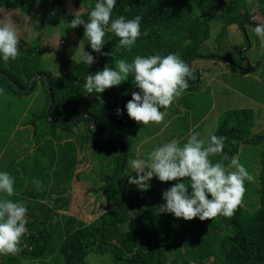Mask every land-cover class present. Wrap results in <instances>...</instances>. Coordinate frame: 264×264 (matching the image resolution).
Returning a JSON list of instances; mask_svg holds the SVG:
<instances>
[{"label":"trees","instance_id":"obj_1","mask_svg":"<svg viewBox=\"0 0 264 264\" xmlns=\"http://www.w3.org/2000/svg\"><path fill=\"white\" fill-rule=\"evenodd\" d=\"M39 1L0 0V9L21 10L30 15ZM46 1L56 6L71 1L79 8L84 19H87L90 6L96 2L43 0ZM255 1L117 0L112 18L141 16V36L131 51L118 50L119 38L106 29L102 50L112 52V56L92 52L84 37L83 25L69 28L73 16L63 12L60 33L70 31L83 40L84 50L92 52L97 62L87 65L83 60L74 61L64 75L50 77L41 67V46L37 42L33 45V42L26 44L20 40V55L16 60L4 62L0 59V88L3 89L0 94L11 89L28 93L39 78L51 95L52 104L48 112L44 110V116L52 131L71 130L83 121L87 123L88 133L82 138L91 141L90 147L97 153L114 149L116 144H122L126 150L128 145L123 131L133 126L135 121L128 117L124 106L131 99V91H138L132 84V77L100 94L85 92V77L90 72L102 70L106 64L115 67L116 60L126 59L130 62L135 55L179 53L187 63L193 58L206 59L199 49L203 41L207 38L211 40V35L215 37L214 24H219L220 31L215 39L222 44L221 38L226 35L229 25L234 24L238 26L235 29L247 33L243 23L255 26L256 18L264 21V0ZM257 3L258 15L250 12ZM46 15L49 12L42 13V16ZM2 23L5 22L0 20ZM145 30L147 35L143 34ZM211 56L214 60L227 61L223 54ZM189 64L192 66L191 61ZM230 66L243 73L252 72L257 67L249 64L238 68L234 63ZM194 76L196 78L195 72ZM30 83V89H27ZM117 107L123 115L116 114ZM225 118L215 134L226 137V145L229 142V146H232L233 152H228V155L233 156L240 144L255 142L263 137L253 138L249 135L254 126L250 109L229 110ZM60 142L63 146L66 143ZM83 143L78 140L79 145ZM18 154L21 161L26 160L27 152ZM52 154L61 165H65L63 159L66 158L78 162L73 148L67 150V143L62 151L53 150ZM57 162L53 161L55 167L52 166V174L47 175L45 182L48 184L51 181L58 188L55 195L49 196L55 200L54 207H42L37 192L33 191L25 198L21 196L19 188L15 189L16 195L11 199L19 200L27 207V232L22 238V251L18 255H0V264H84L91 253L102 254L107 264H264V149L260 158V198L256 212L249 214L238 206L231 218L217 216L205 221L199 218L186 221L171 213L157 214L158 206L165 203L162 192L176 181L151 179L152 183L149 182L146 191L136 185L131 189L125 188L121 183L125 157L118 159L111 179L98 181L107 182L103 190L107 191L106 194L96 193L97 188L90 187L81 178L80 172L84 171L83 166H88L86 163L79 161L76 167L68 170L63 166L58 167ZM107 164L102 162L97 168L107 167ZM29 186L34 187L32 183ZM90 190L95 191V197L101 202V210L88 217L84 210L93 211L87 203L94 196ZM58 199H62L61 203Z\"/></svg>","mask_w":264,"mask_h":264},{"label":"rangeland","instance_id":"obj_2","mask_svg":"<svg viewBox=\"0 0 264 264\" xmlns=\"http://www.w3.org/2000/svg\"><path fill=\"white\" fill-rule=\"evenodd\" d=\"M258 8L257 3L250 12H256L258 15ZM71 10L79 11V8L71 1L56 6L49 1L40 0L35 4L30 15L21 10L1 8L0 20L1 22L11 20L19 39L26 44L33 42L35 45L37 42L39 47L41 46L42 69L50 77H59L68 71L74 61L83 60L82 51L85 49L84 41L72 32L63 30L60 33V28H63L62 13L71 14ZM46 11L49 15L42 16V13ZM242 26L246 27L247 33L235 29L234 27L238 26L234 24L229 25L226 35L221 38L223 43L220 44L215 39L220 31L219 24H214L215 37L211 35V40L207 38L203 41L199 52L209 55L223 54L229 63L214 61L211 57L189 59L188 63L191 61L192 67L197 72L195 80L189 82V88L181 97L164 109L163 123L143 125L135 122L133 126L123 131L124 139L127 140L126 145H128L126 150L122 144H116L114 149L103 154L97 153L90 147L91 141L82 138L88 133L87 123L83 121L77 123L71 130L52 131L44 116V110L48 109L51 95L39 78L33 90L28 93L15 92L13 89L1 93L0 171H7L14 177V187L21 190V196L27 198V194L37 192L41 200L40 205L44 208H52L55 200L49 196L55 195L58 188L51 181L45 184L46 177L52 174L50 169L52 166L55 167L53 161L57 162L52 151H62L67 143V150L73 148L74 157L78 162L66 158L63 159L65 165L57 162L58 167L63 166L69 170L76 167L79 161L86 163L88 166H83L85 169L80 172L81 178L90 187H96V193L106 194L107 191L103 192V190L107 182L98 181L111 179L110 176L116 170L118 159L125 157L126 163L121 183L125 188L131 189L135 185L128 183V177L136 175L129 166L131 159L146 158L155 146L172 139H177L181 143L185 142L189 129L196 124L200 125L197 131L201 132L202 136L208 135L209 132L215 133L222 120L227 119L225 118L227 111L250 109L254 126L249 135L253 138L263 137L255 142L240 144L238 151L233 155L239 156L240 162L253 176L252 181H245L246 192L239 207L249 214L256 212L260 198V158L264 149V46L253 31L254 26L248 23H243ZM50 30L51 33H49ZM249 61L257 66L250 73L235 71L230 66L232 63L243 66ZM30 86L31 83L27 89ZM229 130L232 131L231 128ZM79 139L84 142L82 145L78 144ZM60 141H66L65 145L63 146ZM26 152V160L21 161L18 153ZM224 152H233L229 142L227 145L225 142ZM211 159L213 162H218L222 159V155L211 157ZM102 162H108L107 167L97 168ZM29 172L31 174L28 175ZM34 178L42 182L43 190L38 191L35 186H29ZM152 179L155 181L156 177ZM25 180L28 181L27 184ZM149 182L152 183L151 180ZM89 192L94 196L90 202H87L90 210L93 211L84 210L88 213V217L91 214L94 216L95 211L101 210V202L95 197V191ZM61 200L58 199V202L61 203ZM84 264L107 263L102 254L91 253Z\"/></svg>","mask_w":264,"mask_h":264},{"label":"clouds","instance_id":"obj_3","mask_svg":"<svg viewBox=\"0 0 264 264\" xmlns=\"http://www.w3.org/2000/svg\"><path fill=\"white\" fill-rule=\"evenodd\" d=\"M116 3L117 0H96L94 6H90L87 19L78 10H71L73 19L68 27L75 29L83 25L84 37L92 52L101 56H112V52L102 50L106 29L119 38L118 50L131 51L141 36L142 17L118 16L113 19L112 11ZM253 31L264 46V21H256ZM143 34L147 35V31ZM19 44L20 39L12 21L0 24V59L4 62L16 60L20 55ZM92 52L82 51L83 62L87 65L97 62ZM202 54L213 58L209 54ZM214 61L224 62L219 58ZM234 64L238 68L256 65L251 61L243 66ZM194 72L197 74L179 53L135 55L130 62L119 59L115 61V67L106 64L102 70L90 72L84 79L83 87L87 94H100L132 77V84L138 91H131V99L124 106L128 117L138 124H161L165 118V112L161 109L170 107L181 97L189 88L190 80L195 79ZM0 92H3L2 88ZM116 114L123 115L119 107ZM199 127L196 124L189 129L183 143L172 139L155 146L146 158L129 161L136 175H129L128 183L140 190L146 191L153 177L161 182L176 181L162 192L165 203L158 206L157 214L171 213L186 221L194 218L205 221L217 216L231 218L246 192L245 181L253 180L239 156L224 152L226 137L213 132L202 136L197 131ZM217 155H222V159L213 162L211 157ZM31 182L38 191L43 190L41 181L34 178ZM14 185V177L7 171H0V255H18L22 251V238L27 232V207L21 201L11 199L16 195Z\"/></svg>","mask_w":264,"mask_h":264},{"label":"water","instance_id":"obj_4","mask_svg":"<svg viewBox=\"0 0 264 264\" xmlns=\"http://www.w3.org/2000/svg\"><path fill=\"white\" fill-rule=\"evenodd\" d=\"M51 104H52V100H51V102H50V104H49V108L51 107ZM47 112H48V110H47ZM94 130H95V136L97 135V133H96V126L94 125Z\"/></svg>","mask_w":264,"mask_h":264}]
</instances>
